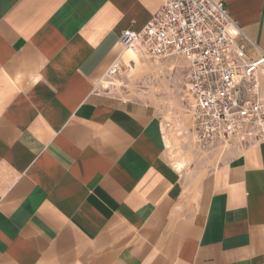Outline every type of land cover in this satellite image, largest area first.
<instances>
[{"label":"crops","instance_id":"obj_1","mask_svg":"<svg viewBox=\"0 0 264 264\" xmlns=\"http://www.w3.org/2000/svg\"><path fill=\"white\" fill-rule=\"evenodd\" d=\"M216 1L263 52L264 0ZM159 6L0 0V264H264V143L195 186L154 113L100 88L147 73L119 36Z\"/></svg>","mask_w":264,"mask_h":264},{"label":"built area","instance_id":"obj_2","mask_svg":"<svg viewBox=\"0 0 264 264\" xmlns=\"http://www.w3.org/2000/svg\"><path fill=\"white\" fill-rule=\"evenodd\" d=\"M159 1L140 30L121 32L120 45L180 67L197 144L264 143V51L252 54L220 1Z\"/></svg>","mask_w":264,"mask_h":264},{"label":"rangeland","instance_id":"obj_3","mask_svg":"<svg viewBox=\"0 0 264 264\" xmlns=\"http://www.w3.org/2000/svg\"><path fill=\"white\" fill-rule=\"evenodd\" d=\"M150 62V61H148ZM142 76L131 75L123 64L108 71L100 88L122 99L141 104L161 123L162 133L170 137L165 158L172 165L177 160L186 169L180 174L191 184L198 182L224 161L235 149L200 145L195 141L190 115L187 112L183 72L170 63L150 62ZM149 68V70H148ZM149 71V72H148Z\"/></svg>","mask_w":264,"mask_h":264},{"label":"bare ground","instance_id":"obj_4","mask_svg":"<svg viewBox=\"0 0 264 264\" xmlns=\"http://www.w3.org/2000/svg\"><path fill=\"white\" fill-rule=\"evenodd\" d=\"M126 51H128V52H131V53H133V54H136L133 50H131V49H127ZM137 55V54H136ZM180 166V165H179Z\"/></svg>","mask_w":264,"mask_h":264}]
</instances>
